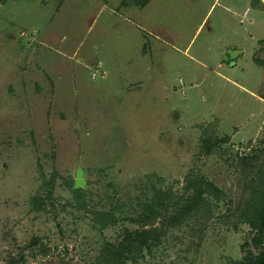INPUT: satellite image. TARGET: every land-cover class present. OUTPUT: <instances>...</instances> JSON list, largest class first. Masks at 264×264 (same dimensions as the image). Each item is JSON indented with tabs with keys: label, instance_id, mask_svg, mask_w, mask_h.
I'll return each mask as SVG.
<instances>
[{
	"label": "rangeland",
	"instance_id": "1",
	"mask_svg": "<svg viewBox=\"0 0 264 264\" xmlns=\"http://www.w3.org/2000/svg\"><path fill=\"white\" fill-rule=\"evenodd\" d=\"M263 166V0H0V264H264Z\"/></svg>",
	"mask_w": 264,
	"mask_h": 264
},
{
	"label": "trees",
	"instance_id": "2",
	"mask_svg": "<svg viewBox=\"0 0 264 264\" xmlns=\"http://www.w3.org/2000/svg\"><path fill=\"white\" fill-rule=\"evenodd\" d=\"M219 141V140H218ZM262 162V159H258V163H261ZM263 168H264V166H263ZM262 178H264V170L262 171ZM240 189H241V185H240ZM261 190V189H260ZM262 191H264V186H263V190ZM258 196V195H257ZM254 199H257V197L255 196L254 197ZM263 208H264V206H263Z\"/></svg>",
	"mask_w": 264,
	"mask_h": 264
},
{
	"label": "water",
	"instance_id": "3",
	"mask_svg": "<svg viewBox=\"0 0 264 264\" xmlns=\"http://www.w3.org/2000/svg\"><path fill=\"white\" fill-rule=\"evenodd\" d=\"M263 3H264V0H263ZM226 58L228 59V57L226 56ZM79 177H80V172H78V183L79 184Z\"/></svg>",
	"mask_w": 264,
	"mask_h": 264
}]
</instances>
